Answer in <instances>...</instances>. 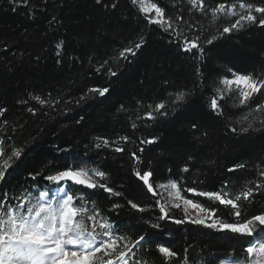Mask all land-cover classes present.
Masks as SVG:
<instances>
[{
  "label": "trees",
  "instance_id": "1",
  "mask_svg": "<svg viewBox=\"0 0 264 264\" xmlns=\"http://www.w3.org/2000/svg\"><path fill=\"white\" fill-rule=\"evenodd\" d=\"M147 1L161 8L164 18L171 20L182 36L177 38L171 30L165 32L150 23L151 16L133 0H0V152L5 153L0 164L4 160L10 164L5 170L6 191L44 190L47 185L51 195L57 186L49 185L44 176L69 167L95 168L106 176L92 175L93 181L105 183L121 195L100 188H83L73 194L93 201L89 208L111 221L119 230L117 236L123 235L104 259L118 261L116 254L141 235L144 248L137 258L143 252L148 264L164 261L160 246L186 254L189 264H200L201 257L208 264H217V258L228 255L243 258L244 241L251 237L222 238L224 233L199 225L156 221V200L164 202L157 192L156 196L149 193L135 173L151 171L155 191L161 184L176 181L184 198L217 209V216L228 222L234 219L230 207L187 189L219 191L225 198H234L253 188L251 203L240 202L241 219L264 215V187L255 188L256 183L264 184V127L257 122L259 131L241 133L236 123L256 105L264 104V89L240 105L239 90L233 88L224 100L218 99L223 115L210 108L211 99L217 96L215 89L223 87L221 79H231L237 73L264 80V27L245 26L220 36L222 28L238 17L226 16V8L212 23L211 9L235 3L240 11L239 2L264 6V0H203L205 12L189 0ZM254 15L259 18L261 14ZM193 36L200 37L203 60L193 58L195 49L181 50L184 37L191 40ZM212 36L218 38L206 44ZM141 38L145 43L136 56L127 54L131 62L119 57ZM61 41L63 45L57 49ZM109 68L117 76H109ZM104 87L109 88L104 97L89 92ZM190 90L193 94L185 102L173 103L175 93ZM34 97H51L60 103L52 109ZM161 102L168 115L155 121L146 119L149 112L157 115L154 109ZM147 140L154 143H141ZM118 146L124 150L115 152ZM17 149H22L21 156L10 159ZM237 164L244 167L228 171ZM184 167L189 171L183 172ZM129 201L146 211L137 212ZM115 203L121 207L115 208ZM182 209H171L170 216L181 218ZM152 222L160 223L161 228L153 229ZM204 232L207 235L201 234Z\"/></svg>",
  "mask_w": 264,
  "mask_h": 264
},
{
  "label": "snow or ice",
  "instance_id": "2",
  "mask_svg": "<svg viewBox=\"0 0 264 264\" xmlns=\"http://www.w3.org/2000/svg\"><path fill=\"white\" fill-rule=\"evenodd\" d=\"M99 2V0H97ZM136 3V0H133ZM189 3L195 8L199 6L201 12L207 11L204 8L203 0H189ZM151 8L155 10L156 17L151 19L150 23L157 24L165 32L171 30V35L179 38L182 36V32H177L174 23L164 18V12L161 8L155 4L151 5ZM227 8V11H226ZM237 10V4L233 3L230 6H226L221 3L218 8L211 9V21L215 23L218 19L217 13H225L226 16L238 17L234 23L230 26H224L220 32V36L225 33H232L241 30L245 26L256 25L264 27V6H255L252 3L239 2ZM142 11L147 9L142 8ZM254 13L261 14L258 18ZM178 19H183L182 17ZM191 28L192 26L189 25ZM217 36H212L205 41L206 44L211 45ZM200 37L193 36L191 40L184 37L181 50L184 52H192L196 50V55L193 58L203 60L204 47L199 43ZM145 43L141 38L134 48L128 47L119 53V57L124 60H129L130 54L135 57L137 51ZM63 45V41L57 43L56 48L60 49ZM57 56H60L58 51ZM108 62L105 61L104 64ZM103 67V65H101ZM100 71L99 68L96 69ZM109 76H117V72L108 69ZM199 75V72H197ZM233 78H223L220 84L223 87H217L215 92L216 97H213L210 102V108L216 115H223L222 106L218 103L219 100H224L225 96L230 93L233 88L237 86L239 89L238 99L240 105L247 104L254 94L261 93V89H264V80L257 81L251 75L233 73ZM202 86V85H201ZM89 92L96 93L100 97H104L109 92V88H92ZM193 94V91H179L175 93L176 102H185L186 97ZM169 95H173L169 93ZM39 100L41 105L47 104L52 109H55L56 104L60 103L58 99L49 98L47 100L34 97ZM81 99H84L81 97ZM80 101L78 100L77 103ZM163 110V111H162ZM28 111L35 115L32 108H28ZM157 115H153L149 112L145 117L148 120L155 121L158 117H166L168 111L166 110L165 103L161 102L155 106L154 109ZM259 113L260 115H256ZM0 116H3V110H0ZM83 119V118H81ZM259 123L261 127H264V104L256 105L254 111H250L241 120L236 121L240 124L239 132L247 133L250 129L259 131V127L255 125ZM135 127V125H134ZM193 128L196 125L192 126ZM233 132H237L236 127H232ZM207 135V133H204ZM127 139L126 137L124 138ZM3 143V141H0ZM104 145H108V141L105 140ZM141 143H154V140L141 141ZM97 148L100 144L96 145ZM124 149L122 147H115L114 151L119 153ZM143 152V148L140 149ZM22 149H17L11 153V158H19L21 156ZM4 152H0V156H4ZM135 157V152L132 153ZM10 167L8 160H4L0 164V264H114L113 259H104L98 256L103 253L104 257H109V249L117 243V239H122L123 235L117 236L118 228L108 219L101 216L100 212L95 209H90L89 205L94 202L87 199L86 196L74 195V192H82L83 188H76L75 186H83L87 189H103L105 192L110 193L113 196H120L119 191H114L111 187H107L105 183H97L93 181L92 175L104 179L106 174L103 171L92 168L88 169L81 166L79 170L69 167L67 170H58L55 174H48L44 176V180L49 182L51 186L56 187V198H50L51 187L45 186L44 190L33 191L30 188L21 189L19 192L6 191L8 188V180H6L5 170ZM243 164H237L233 168H229L228 171L232 172L236 168H243ZM189 168L184 167L183 172H188ZM91 173V175H90ZM9 176L12 173H8ZM145 185L147 190L156 196L157 193L153 188V185L149 183L151 177V171L144 172L143 175L139 171L135 173ZM264 176V171L261 172ZM33 180L37 177L33 176ZM67 185V188L64 187ZM161 188H167L169 190L170 200L165 203H161L159 199L156 200V205L159 209V215L156 217V221H171L174 225H182L185 223L202 226L204 229L212 230L217 233H224L222 238H228L233 235L239 237H251V240H245L246 247L242 248L241 257H235L232 255L217 258V264H264V215H256L252 218L246 216L241 219L243 205L241 200L251 203L249 198L253 195V188H247L242 193H238L234 198H225L221 192H198L195 189H187V191L194 192L195 194L203 197H207L212 201L218 202L220 205L230 207L232 209L230 215L234 217L232 222H228L227 219L217 216V209L206 208L199 202H195L191 199H186L181 195V189L178 187L176 181H170L166 185H159ZM264 187V184L256 183L255 188L260 189ZM174 190V191H173ZM87 200V203L85 201ZM183 202V216L181 218H175L170 216L171 209H180ZM131 208L135 209L139 213L146 211L145 207L138 206L136 203H132ZM115 208L121 207L119 203H115ZM189 208L196 211V215L189 214ZM90 222V226L89 223ZM151 227L153 229H160L161 224L158 222H152ZM99 229L100 231H97ZM207 235V232L201 233ZM145 241L143 235L139 236L131 246L125 245V250L119 251L116 255L121 261V264H148L145 260L144 253L141 252L140 258H137V252L144 248ZM136 249L137 251H133ZM158 252L162 254L164 261L161 264H189V258L186 254L183 256L170 249L167 246H160ZM131 254V255H129ZM127 257V259H125ZM149 260L151 257L148 258ZM200 264H208V260L201 257Z\"/></svg>",
  "mask_w": 264,
  "mask_h": 264
},
{
  "label": "rangeland",
  "instance_id": "3",
  "mask_svg": "<svg viewBox=\"0 0 264 264\" xmlns=\"http://www.w3.org/2000/svg\"><path fill=\"white\" fill-rule=\"evenodd\" d=\"M136 2L139 4V6L141 7V9L142 8L147 9V11H144V12L147 13V14H149L152 19L157 18L156 17L155 10L151 8V4L148 3L147 0H136ZM232 88L237 89V86L233 85ZM156 192L162 198V201L164 203L166 201H168V200L171 199V197L169 196V190L166 187L165 188L158 187V188H156ZM50 198L51 199H55L56 198V191L50 195ZM177 202L181 203V207L182 208L184 207L182 201H177ZM189 214L192 215V216H195L196 215V211L195 210H192L191 208H189ZM97 231H100V230L97 229ZM98 256L103 257V253L98 254ZM114 264H121V261L120 260L114 261Z\"/></svg>",
  "mask_w": 264,
  "mask_h": 264
},
{
  "label": "water",
  "instance_id": "4",
  "mask_svg": "<svg viewBox=\"0 0 264 264\" xmlns=\"http://www.w3.org/2000/svg\"><path fill=\"white\" fill-rule=\"evenodd\" d=\"M150 179H151V177L149 178V183H150ZM142 181V180H141ZM143 182V181H142ZM144 184V183H143ZM145 185V184H144ZM79 187H82V188H84V189H87L86 187H83V186H79ZM145 187L147 188V185H145ZM89 190H93V189H89ZM149 193H151V192H149ZM152 194V193H151ZM153 195V194H152Z\"/></svg>",
  "mask_w": 264,
  "mask_h": 264
}]
</instances>
